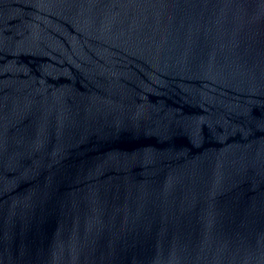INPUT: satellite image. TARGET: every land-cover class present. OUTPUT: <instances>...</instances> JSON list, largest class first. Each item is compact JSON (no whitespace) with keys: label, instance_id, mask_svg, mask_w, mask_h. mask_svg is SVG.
Segmentation results:
<instances>
[{"label":"water","instance_id":"obj_1","mask_svg":"<svg viewBox=\"0 0 264 264\" xmlns=\"http://www.w3.org/2000/svg\"><path fill=\"white\" fill-rule=\"evenodd\" d=\"M0 264H264V0H0Z\"/></svg>","mask_w":264,"mask_h":264}]
</instances>
